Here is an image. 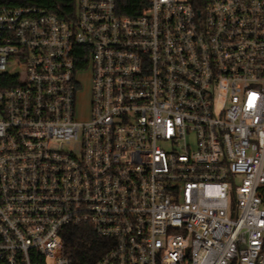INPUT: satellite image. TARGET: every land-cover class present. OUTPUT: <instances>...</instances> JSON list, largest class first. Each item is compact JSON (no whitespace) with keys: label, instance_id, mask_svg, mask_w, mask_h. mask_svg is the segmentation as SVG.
<instances>
[{"label":"built area","instance_id":"1","mask_svg":"<svg viewBox=\"0 0 264 264\" xmlns=\"http://www.w3.org/2000/svg\"><path fill=\"white\" fill-rule=\"evenodd\" d=\"M74 4H0V264H264V0Z\"/></svg>","mask_w":264,"mask_h":264},{"label":"trees","instance_id":"2","mask_svg":"<svg viewBox=\"0 0 264 264\" xmlns=\"http://www.w3.org/2000/svg\"><path fill=\"white\" fill-rule=\"evenodd\" d=\"M148 0H115L119 14L136 16ZM2 5H37L61 16L74 14V0H0ZM64 253L71 264H93L110 246L90 225L69 226L63 235Z\"/></svg>","mask_w":264,"mask_h":264},{"label":"rangeland","instance_id":"3","mask_svg":"<svg viewBox=\"0 0 264 264\" xmlns=\"http://www.w3.org/2000/svg\"><path fill=\"white\" fill-rule=\"evenodd\" d=\"M82 92L79 95L78 102H77V116L80 119H85L87 117V111L89 107L88 103V96H89V82L88 79H85V76H82ZM230 202L234 204V198L229 195Z\"/></svg>","mask_w":264,"mask_h":264}]
</instances>
